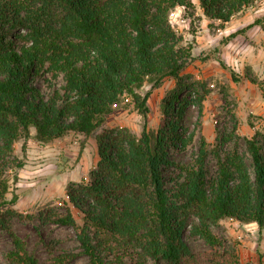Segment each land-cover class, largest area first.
<instances>
[{"label": "trees", "instance_id": "1", "mask_svg": "<svg viewBox=\"0 0 264 264\" xmlns=\"http://www.w3.org/2000/svg\"><path fill=\"white\" fill-rule=\"evenodd\" d=\"M199 2L204 16L223 28L257 0ZM178 8L195 25L193 0H0V231L11 242L5 264H42L12 225L21 215L14 208L18 195L8 198L9 174L16 183L24 166L15 145L23 141L25 152L30 139L49 144L72 133L84 137L83 150L101 130L95 137L97 166L88 183L67 185L63 213H41L40 219L73 228L87 264H240L234 253H225L234 257L225 260L214 229L230 219L264 231L263 133L242 139L232 114V131L219 138L213 151L214 172L207 164L205 138L192 164L171 157L170 148L184 151L195 137L183 124L185 109L196 104L202 111L210 93L205 83L184 72L194 60V43L172 25ZM219 63L235 84L243 79L258 84ZM59 77L63 85H52ZM40 79L49 93L37 86ZM166 80L175 87L164 99L163 123L154 133L148 129L151 91H142L146 83L157 89ZM126 103L143 118L140 137L128 129L104 128ZM241 140L245 153L239 150ZM231 142L235 147L223 152ZM172 169L177 176L168 179ZM71 206L82 215L81 224ZM188 230L211 253L197 258L185 239ZM73 259L63 252L47 264Z\"/></svg>", "mask_w": 264, "mask_h": 264}, {"label": "rangeland", "instance_id": "2", "mask_svg": "<svg viewBox=\"0 0 264 264\" xmlns=\"http://www.w3.org/2000/svg\"><path fill=\"white\" fill-rule=\"evenodd\" d=\"M197 2V0H194ZM259 1V0H258ZM259 7V3L252 8L246 9L247 14L253 13ZM244 11V12H245ZM183 9L178 8L171 15L172 25L184 36L188 43L196 44V36L200 31L198 16L195 25L191 26L184 17ZM250 22L252 20H249ZM249 23V22H248ZM253 25V24H252ZM247 25L241 30L239 36L245 37V53L261 52L252 39L246 36L250 30ZM213 26L211 31H213ZM216 35L218 30L213 31ZM240 32V31H239ZM229 37V36H228ZM228 37H218L216 45L208 50H201L194 54V60L187 66L185 73L194 76L196 81L205 83L206 89L210 92L205 99L204 107L200 111L196 104H192L185 109L183 124L189 133H194L193 142L184 151L170 148L171 157L179 164H192L198 154L201 140L207 141L210 155L207 161L209 169L214 172L216 158L213 153L216 150L219 138L223 134H228L233 129L234 121L231 117H237V135L242 139L251 138L256 133L264 134V115L254 113V107H262L264 103V79L250 76L258 81L253 84L244 80L240 84L231 85L230 73L228 71L218 72V66L212 64L211 56H218V50L223 46V41ZM217 50V51H216ZM209 58L203 61V58ZM236 67V66H235ZM239 72L242 71L238 67ZM246 72L244 76H246ZM51 81V78H46ZM52 85L61 87L62 78L52 79ZM37 86L49 93L47 82L38 80ZM175 83L173 80H166L160 88L152 89V85L146 83L143 93L151 91L148 101L150 115L148 119V129L157 133L163 123L162 105L168 93L173 90ZM200 94H204L205 89L198 88ZM193 100L194 97H193ZM104 128L115 129L124 128L130 130L137 136H141L143 128V118L135 110L132 104H121L108 117ZM33 135L35 131L32 130ZM101 132L98 130L94 136L84 143L85 148L81 150L84 137L78 134H69L65 138L43 144L30 139L25 145L21 141L15 145V156L23 161L24 166L17 171L18 181L14 183L13 173L9 174L10 191L8 198L18 195L19 200L14 208L21 215L12 221L14 231L27 243L28 250L33 252L42 264L50 263L53 256L63 252L75 255L69 264H87L88 258L82 254L77 234L73 228L60 226L49 222H43L40 214H48L51 211L63 213L64 203L67 201L66 189L70 183H88L89 175L97 166V146L95 137ZM236 143L231 142L223 148L229 151L235 147ZM239 150L245 153L242 140ZM221 154H223L221 152ZM248 163L250 160L246 157ZM176 177L177 171L170 170L168 179ZM71 210L78 224H81L82 215L71 206ZM214 233L222 240L224 248L220 253H234L240 264H264V231H260L256 224H240L234 220H223ZM185 239L191 251L197 258L211 253L212 249L200 238L194 237L189 230ZM11 249V242L6 233L0 231V260L5 264V254ZM225 256L226 261L234 260L230 255ZM263 258L260 259L259 255ZM231 259V260H230Z\"/></svg>", "mask_w": 264, "mask_h": 264}, {"label": "crops", "instance_id": "3", "mask_svg": "<svg viewBox=\"0 0 264 264\" xmlns=\"http://www.w3.org/2000/svg\"><path fill=\"white\" fill-rule=\"evenodd\" d=\"M193 3L196 7V16L199 18L200 31L196 36V44L194 45L193 54H196L201 50L211 49L216 45V40L218 37H228L232 34L238 33L243 30L247 25H252V28L246 32V36L253 40V42L260 46L261 52L258 53H245L244 42L245 37H241L237 35L235 38H232L228 43L223 44L222 47L218 50V56H211L210 59L212 64H216L218 66V72H225L222 69L219 61H223L227 66L235 70L239 75L243 78L244 73L246 72L249 76L258 77L260 80L264 79V12L259 11V9L255 10L253 16L249 17L247 11H243L236 15L232 20L225 25V27H221L218 21H213L204 16V12L200 7L199 0L194 1ZM249 20H252L251 22ZM261 21L259 24H255L256 21ZM249 22V23H248ZM215 28L219 30V32L215 35L213 31ZM217 51V50H216ZM236 66V67H235ZM238 67L242 69L239 72ZM230 73V72H229ZM231 78V74H230ZM248 81V80H247ZM250 82V81H249ZM231 85H235V83L231 79ZM262 107H254V113L259 115H264V103ZM98 157V156H97ZM98 162V161H97Z\"/></svg>", "mask_w": 264, "mask_h": 264}, {"label": "built area", "instance_id": "4", "mask_svg": "<svg viewBox=\"0 0 264 264\" xmlns=\"http://www.w3.org/2000/svg\"><path fill=\"white\" fill-rule=\"evenodd\" d=\"M257 3H259V7L257 9H259V11H261V12H264V0H259V1L257 0V2L255 4H257ZM252 7H250V8H252ZM218 32H219V30H218ZM252 224H255V223H252Z\"/></svg>", "mask_w": 264, "mask_h": 264}]
</instances>
